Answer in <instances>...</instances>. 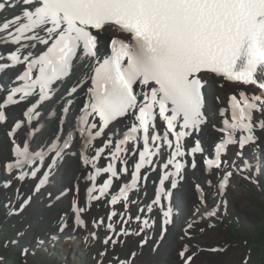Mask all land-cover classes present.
<instances>
[{
    "label": "snow or ice",
    "instance_id": "6c2138e0",
    "mask_svg": "<svg viewBox=\"0 0 264 264\" xmlns=\"http://www.w3.org/2000/svg\"><path fill=\"white\" fill-rule=\"evenodd\" d=\"M7 11L12 15L0 20V45L13 47L7 48V54L0 50V61H4L0 63V73L19 65L24 67L7 89L0 84V93H4L0 100V122L6 121L7 106L35 97L23 113L31 125L40 115L37 111L40 105L51 99L70 77L76 83L69 89V96L87 85L74 122V130L83 139L85 149L111 123L127 119L122 138L105 136L106 143L97 146L94 155L82 156L85 167L91 165L96 169L95 174H88V180L94 181L100 172L118 177L116 161L127 173L126 145L129 142L143 145L134 164L131 184L112 198L113 205L121 198L128 201V191L137 187L141 169L151 166L152 158L161 155L165 147L168 158L163 167L172 165L175 172L164 173L153 203L161 205L162 196L171 195L164 189V182L179 175L184 167L177 159L188 154L182 141L208 122L204 109L210 81L221 88L225 81L255 86L251 96L241 91L239 98L236 94L229 97L230 119L225 118L223 127L217 129L224 136L215 144V158L204 160L209 169L222 171L221 192L227 188L233 172L222 168L228 163L222 156H226L228 145L234 144L240 149L236 155L242 156L245 145L255 140L253 112L264 116V0H0V13ZM67 104L70 106L72 100ZM62 111L67 114L69 107ZM227 112L226 108L219 110L222 117ZM157 118L163 122L162 131L157 128ZM259 125L264 128V119ZM20 127L17 122L15 128ZM73 140V131H69L63 143L58 139L51 142L47 151L55 154L52 167L62 159ZM105 148L109 149V163L97 168L96 161ZM202 151L201 142L196 139L191 154ZM14 153L15 164L7 165L10 172L34 160L27 144L16 145ZM131 155L137 152L132 151ZM35 156L42 161L45 152H36ZM192 166L195 167L194 162ZM230 166L235 168V162ZM245 170H251L247 160L238 169ZM26 175L21 171L17 178L23 180ZM31 175L35 176L36 171ZM47 179L48 175H44L40 185ZM111 184L112 179H107L99 189V196H93L96 189L90 188L89 200L99 199ZM176 186L173 180L171 188ZM196 187L202 192L199 185ZM84 210L76 209L78 225L84 224L79 215ZM172 212L171 206L163 211L165 225ZM116 215L113 211L109 219ZM209 215L215 216L216 212ZM107 227L114 230L111 223ZM110 239H104L103 243L108 244ZM186 251L187 248L180 256L185 257ZM190 260L191 257H185V264H190Z\"/></svg>",
    "mask_w": 264,
    "mask_h": 264
},
{
    "label": "bare ground",
    "instance_id": "6f19581e",
    "mask_svg": "<svg viewBox=\"0 0 264 264\" xmlns=\"http://www.w3.org/2000/svg\"><path fill=\"white\" fill-rule=\"evenodd\" d=\"M11 15V11L0 13V20H3L5 16L11 18ZM8 47L13 46L0 45V50L7 52ZM0 63H4V61H0ZM23 67L24 65H19L0 73V84L5 85L7 89V86L12 83L13 77L20 73ZM75 83L76 79L70 77L61 84L51 99L43 102L37 109L40 115L32 121L31 125L27 123V118L23 116V113L34 102L35 97L7 106L5 108L7 110L6 121L0 125V137L4 139V142L0 143V179L4 181L3 189L10 190L12 188L7 199L13 209L16 207L21 189L24 200L31 197L30 203L25 205L24 202L22 203L19 214L33 209L31 212H33L32 215L37 216L35 218L37 229L41 227L45 229V233H43L45 236L41 240L49 243L51 247H53L52 240H63L61 244L63 252L67 251L66 240L72 238L82 243L84 247L91 249L97 245L104 246L103 249L107 251L117 250L116 256L119 258L120 264L121 261L125 264L141 263L142 256L146 257L148 264H185V257H191L190 264H241L243 261L245 262L242 248L239 245H230L229 239L220 232L219 219L230 209L231 212L238 209L242 213V218L247 222L254 219V207L246 198L248 195L246 187L240 185L241 181L239 182V180L245 179L246 176L251 177V179H247L248 183L259 180V188L264 194V176L262 174L264 170V128L259 125L264 116L260 112H253L255 141L245 145L242 156L236 155L237 151H240L238 145L229 146L226 156H224V159H228V163L222 168L227 171L232 170L230 165L233 161L236 167L234 171L232 170L233 176L229 179L225 194H222L219 189L222 171L214 167L209 169L204 160L210 159L213 146L222 138V133L217 131L223 127L222 121L225 118L230 119L229 97L236 94L239 98L238 94L241 91L251 96L256 91L255 86L225 81L224 87L221 88L215 81H210L206 89L204 109L208 116V122L201 126L199 132L193 133L182 141L185 151L188 153L184 156L188 164L179 176H170L167 184H164V189L171 195L169 197L162 196L161 205L163 207L154 204L153 201L160 191V180L164 173L166 171L173 172L172 165H169L167 169L163 167L168 158L166 147L161 149V155L152 158L151 166L146 165L141 170V179L137 187L128 192L127 202L121 198L117 204L113 205L110 201V204L102 209L97 206L99 205L97 201L89 200L88 190L94 187L96 191L93 192V196H98L97 191L107 179L111 178L112 184L109 186V192H112L113 197H116L125 184L129 185L134 164L138 162V153L143 150V145L142 142L135 146L132 142L126 145L129 149L127 173L122 171L123 166L119 161H116L118 177H110V174L100 172L94 181L88 180V174H95L96 169L91 165L85 167L82 156L91 157L94 155L96 147L106 143L105 136H112L114 140L122 138L121 133L125 129L127 119L122 118L111 123L105 129V133L96 138L91 147L85 149L83 139L79 137L78 131L74 130V122L78 119L79 110L84 102V90L87 85L69 96L68 91ZM3 98L4 93H0V100ZM68 100H72L70 106L67 104ZM64 107H69L67 114L62 111ZM221 108L228 109L226 116H220ZM17 122L22 123L19 129L15 128ZM156 123L158 130L162 131L163 122L157 118ZM69 131H73L74 140L70 147L64 150L62 159L57 161L55 167H52L51 160L55 158V154L48 153L47 148L51 142L57 139L63 143ZM238 134L240 133L238 132ZM196 139L203 141L206 149L202 153L193 155L191 147L194 146ZM24 144L29 146L34 157L33 162L26 163L22 169L9 173L6 167L10 162V157L15 155V146ZM210 148H212L211 152H209ZM39 151L45 152L42 161L35 156V153ZM132 151H136L137 155H131ZM245 160L253 164L251 170L238 171L244 166ZM193 162L195 167L192 166ZM108 163L109 149L105 148L104 153L96 161V167L103 168ZM1 166L3 167L1 168ZM50 167L51 172H49ZM21 171L27 173L23 180L17 178ZM33 171H36L35 176L31 175ZM246 171L249 172V175L246 174ZM44 175H48V179L41 186L39 182ZM173 180L176 182V188H171ZM85 182H88L86 190L84 189ZM236 183H239L238 186ZM197 185L202 189V192L197 189ZM37 187L40 189L38 192L35 190ZM83 193L85 198H83ZM229 195L230 200L227 197ZM89 204L96 211V218L87 213L86 206ZM168 206L173 209L169 218L170 225L161 226V222L165 219L163 211ZM77 208L85 209L79 213L80 218L84 221L83 225H78L76 222ZM227 208L228 210H226ZM210 209L216 212V215L207 222L205 215ZM113 211L117 215L109 219ZM89 217H93L92 223L96 227L93 225L91 227L97 229V232H93L91 227L87 226ZM154 219L160 220L157 228L158 237L154 240L153 248L147 251L143 247L147 245V240L150 237H154L155 227L151 223ZM101 220L103 223H100ZM145 220L148 221L147 225L144 224ZM109 223L113 225L114 235L111 233L112 230L107 227ZM189 225L192 226L189 228ZM61 229L63 230L61 231ZM118 232H121L120 236L117 235ZM108 237H111L109 243L104 244V239ZM87 242L90 246L87 245ZM119 248L122 251H119ZM185 248H187L185 257H181L180 253ZM214 248L215 250L220 248V251L217 252Z\"/></svg>",
    "mask_w": 264,
    "mask_h": 264
},
{
    "label": "rangeland",
    "instance_id": "374dc122",
    "mask_svg": "<svg viewBox=\"0 0 264 264\" xmlns=\"http://www.w3.org/2000/svg\"><path fill=\"white\" fill-rule=\"evenodd\" d=\"M5 54L7 53L5 52ZM3 142L4 139L0 137V143ZM203 148L206 149L204 143ZM211 150L212 148H210L209 152ZM15 158L16 156L13 155L10 157V160ZM230 169L234 171L233 167H230ZM246 174L249 175V172L246 171ZM262 174L264 176V170ZM260 179L263 181L262 176H260ZM240 181V185L247 189L248 195L246 198L254 207V219L247 222L242 218V213L238 209L231 212V209L228 210L227 208L226 210L228 211L219 219V230L229 239L230 245L235 244L242 248V256H244L246 261H243L241 264H264V194L259 188V180L248 183L247 179L241 178ZM236 184L238 186L239 183ZM87 185L88 182H85V190L87 189ZM6 186L8 187L7 184ZM3 188L4 181L0 179V264H120L119 258L116 256L117 250L107 251L103 249L104 246L100 245L94 246L92 249L84 247L75 238L66 240V252L61 250L63 242L61 239L52 240L53 247H51L49 243L41 240L45 236L43 234L45 233V229L43 227L37 229L35 224L37 216L32 215L33 212L31 210L33 209H30V211L26 210L21 215L19 214L22 203L24 202V205L30 203L31 200L29 198L31 197H27L24 200L25 198L21 189L18 194L16 207L13 209L7 199L12 188L10 190ZM110 194L108 197L100 198L98 201L99 205H97L99 208L103 209L109 205V201H111L109 198ZM227 197L230 200V195ZM83 198H85L84 193ZM82 203H84L83 200ZM86 211L96 218L97 213L92 209L91 204L86 206ZM24 220L27 221L25 222ZM92 220L93 217L88 218L87 226L91 227L93 225ZM155 220L151 222L153 227H155L153 231L155 235L153 234L154 237H150L147 240V245L143 247L147 251L153 248L154 240L158 237L157 228L160 220ZM208 220L209 218L207 222H209ZM23 223L24 225L22 226ZM162 223L163 221L160 224L161 226H163ZM169 223L167 224L170 225ZM166 225L164 224V226ZM93 226L96 227V225ZM206 228H208V225H206ZM91 229L93 232H97V229H94V227H91ZM111 233L114 235L115 230H112ZM117 235L120 236V232ZM87 245H89L88 242ZM119 251H122V249L119 248ZM215 251H220V248H216ZM138 264H148L146 257L142 256L141 263L139 262Z\"/></svg>",
    "mask_w": 264,
    "mask_h": 264
}]
</instances>
